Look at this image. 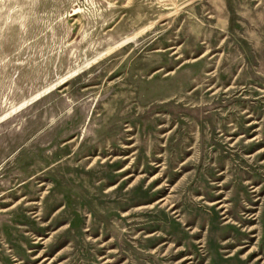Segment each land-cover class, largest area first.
<instances>
[{
  "label": "rangeland",
  "instance_id": "374dc122",
  "mask_svg": "<svg viewBox=\"0 0 264 264\" xmlns=\"http://www.w3.org/2000/svg\"><path fill=\"white\" fill-rule=\"evenodd\" d=\"M0 264H264V0H0Z\"/></svg>",
  "mask_w": 264,
  "mask_h": 264
},
{
  "label": "bare ground",
  "instance_id": "6f19581e",
  "mask_svg": "<svg viewBox=\"0 0 264 264\" xmlns=\"http://www.w3.org/2000/svg\"><path fill=\"white\" fill-rule=\"evenodd\" d=\"M77 14H79V10L75 9L74 12H72L71 16H75Z\"/></svg>",
  "mask_w": 264,
  "mask_h": 264
}]
</instances>
